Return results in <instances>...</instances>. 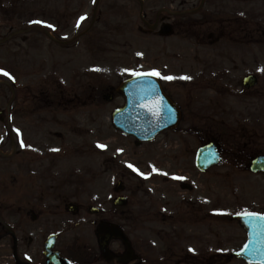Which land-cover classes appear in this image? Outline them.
Segmentation results:
<instances>
[{"label":"rangeland","instance_id":"rangeland-1","mask_svg":"<svg viewBox=\"0 0 264 264\" xmlns=\"http://www.w3.org/2000/svg\"><path fill=\"white\" fill-rule=\"evenodd\" d=\"M229 1L230 16L236 12V36L224 46L228 53L223 58L227 57L229 63L222 57L216 61V51L214 54L209 48H193L191 40L177 42L184 57L169 56L160 62L161 55H154L152 50L158 44L146 45L151 41L128 35L125 39L132 48L110 55H88L75 51L71 43L62 49L39 32L25 34L27 41L23 44L17 40L3 45L0 69L8 71L16 84L15 94L26 96L24 105L30 102L31 108L29 119L18 115L11 131L14 142L19 139L31 151L28 164L24 159L26 150L19 151L17 147L22 156L0 159L1 205L23 203L24 199L39 215L37 204H43L40 200L57 198L60 208L64 203L73 204L86 214L89 207H113L116 195L112 188L122 181L129 200L124 208L134 214L136 223L138 215L143 214L146 221L152 222L154 218L156 227L168 228L171 235L167 241L148 242L146 246L155 247V253L149 255L160 258L164 252L166 264H174L176 252L185 262L186 253L196 258L192 247L198 246V251L201 247L206 251L208 264H218L217 257L224 259L223 264H245L228 257L245 240L243 229L232 215L253 209L264 211V184L246 169L249 156L264 155V71H259L264 69V0ZM75 11L73 0H0V40L9 28L22 30L30 21L38 20L53 32L57 43L68 41ZM67 17L71 30L62 29L61 21ZM16 43L21 49L12 53L10 49ZM145 46L151 50L144 49ZM143 71L158 76L162 84L185 81L193 87L184 89L188 91L185 95V91L175 92V101L183 111L180 126L137 147L132 138L116 131L110 121L111 113L123 100L113 96L111 102L99 103L97 92L105 97L110 89ZM247 75L257 79V86L250 90L241 86ZM209 85L218 87L217 95L204 92ZM9 97L8 91L0 97V110L5 109ZM209 104L216 107L213 115L205 121L198 120L197 112L202 111L199 107ZM207 140L217 142L223 161L202 177L193 159L196 149ZM0 147L12 151L5 123H0ZM146 153L149 156L145 157ZM69 156L79 159L77 166L66 161L58 167L61 161L56 160ZM54 161L51 172H47ZM156 161L164 168L160 169ZM115 172L125 175L115 179ZM160 176H165L169 183L160 186L155 181ZM180 183L190 185L191 190H181ZM192 200L209 211L208 228L171 223L168 215L183 213ZM173 233L184 237L173 239ZM187 233H193L190 241L185 238ZM169 240L176 241L177 248H170Z\"/></svg>","mask_w":264,"mask_h":264},{"label":"flooded vegetation","instance_id":"flooded-vegetation-1","mask_svg":"<svg viewBox=\"0 0 264 264\" xmlns=\"http://www.w3.org/2000/svg\"><path fill=\"white\" fill-rule=\"evenodd\" d=\"M200 1L73 0L76 11L73 12V31L69 40L72 42L75 51H84L88 55L97 53L110 55L117 51L126 52L132 48L127 43V39L130 37L150 40L151 42L146 43V45H154L155 43L159 45L157 48L153 47L152 50L154 55H161L158 59L160 62L176 54L184 57V52L177 49L178 41L189 42L193 38L203 40L206 37L207 44L214 45L221 39L235 38L236 12L235 16H230L229 10L225 11L216 7L215 0H203V5L200 8ZM81 17H85V19L80 20ZM77 21H80L79 27H77ZM61 22L63 30H71V21L68 17ZM16 32L10 30L8 36L15 39ZM126 35H128L127 39H125ZM61 42L64 49V46L70 45L64 40ZM144 49L151 50L148 46H145ZM213 51H216L215 55L220 53L222 56L228 53L225 48H213ZM173 83L176 86H173ZM161 86L163 93L175 103L174 95H177L175 92L182 93L185 91L184 89L193 87L188 86L185 81L173 80L164 84L161 83ZM172 92L174 93L172 94ZM187 93L188 91H185L184 95ZM113 96H116L115 99H122L114 88L111 90V99L114 98ZM176 105L180 108L181 124L183 111L181 106L177 103ZM220 114L217 113L216 116ZM12 115L15 117V113ZM209 116L207 113L198 114V120L205 121ZM203 124L204 122L201 121L200 125ZM13 145L14 147H11L12 151L9 153H5L0 148V158L2 157L1 154H8L9 157L22 156L19 155L21 152L17 150L16 145ZM219 150L221 152L220 148ZM29 153L30 150L26 151L24 156L27 164ZM251 157L252 155L249 156V158ZM157 163H160L155 162L160 169L164 168L163 165L159 166ZM246 169H248V163ZM207 172L201 174L202 177L206 176ZM255 176H258L264 184L262 175ZM155 181L160 186L169 183L165 176H160ZM253 183L258 186L257 183ZM179 186L181 190L186 186L189 190L192 188L183 183H180ZM256 186H253L252 189L257 190ZM124 189L125 195L126 188L124 187ZM162 192L165 193L164 190ZM126 198L128 202V197L126 196ZM49 204L55 207L38 208L39 215H36L33 214L34 210L30 203L25 204L16 201L8 206L0 203V264H53V262L54 264H66L65 260L68 264H166V253L162 252L160 258L149 255L155 253V247L146 246L148 242L167 241L168 237H171L167 233L168 228L156 227L158 225L154 223L153 216V221L149 222L145 220L143 214H139L136 223L134 214L129 209L106 208L97 210L95 214H90L88 211L85 214L81 209L67 214L55 202ZM187 205V210H184L185 213L187 211L186 214L183 215V212L168 215L171 218V223L176 225L173 221H177L187 224L188 227L194 224V227L206 226L205 228H208L209 211H204L202 204L198 201L195 203L192 200ZM244 212L264 214V211L260 209ZM107 226L117 228L129 241L130 249L123 244L120 238L112 237L106 244L109 259L105 260L100 253L98 237L100 228L107 229ZM146 228L147 230H145ZM111 234L113 235L112 232ZM173 236V239L184 237L183 234L178 236L176 233H173ZM192 237L193 233H187L185 238L190 241ZM155 238L157 239L155 240ZM46 242L52 243L50 252L54 259L51 262H48L44 250ZM175 242L169 240L170 248H177L176 244L178 243ZM193 248L196 251V253L194 252L196 258L190 252L184 253L186 258L184 262L183 256L180 257L175 252L173 254L174 259H176L174 264H193L194 260L196 264H208L207 258H205L207 257L206 251L202 247L198 251V246ZM216 262L218 263L220 260L217 258Z\"/></svg>","mask_w":264,"mask_h":264},{"label":"water","instance_id":"water-1","mask_svg":"<svg viewBox=\"0 0 264 264\" xmlns=\"http://www.w3.org/2000/svg\"><path fill=\"white\" fill-rule=\"evenodd\" d=\"M242 83L244 87L251 88L256 85V79L248 76ZM117 91L124 97L125 105L112 114V123L122 133L138 141H149L158 133L177 126L179 112L162 95L156 79L152 76L146 74L135 76L123 82ZM219 161L215 143L211 142L197 150L195 165L200 171L217 165ZM250 171L264 174V157L253 159ZM119 200L122 201V199ZM238 220L246 231L247 241L239 252L234 253V256L247 263L264 264V220L250 221L246 215L238 217ZM101 232L99 245L105 260L109 259L106 244L110 238H120L129 248L127 240L117 231L111 229L108 232L106 230Z\"/></svg>","mask_w":264,"mask_h":264},{"label":"snow or ice","instance_id":"snow-or-ice-1","mask_svg":"<svg viewBox=\"0 0 264 264\" xmlns=\"http://www.w3.org/2000/svg\"><path fill=\"white\" fill-rule=\"evenodd\" d=\"M83 19H85V17H81L80 18V20H83ZM33 23L39 24V23H42V22L41 21H33ZM79 24H80V21H77V27H79ZM48 27H52V26L48 25ZM259 71H264V69H259ZM0 73H2L5 76H9V73L4 71L3 69H0ZM9 78H11V77L9 76ZM165 79H172V77H165ZM98 147H104V146L98 145ZM55 150L56 149H53V151H55ZM129 167H133V166L129 165ZM133 170H136V169H133ZM173 179H182V177H173ZM245 215L248 217V219L250 221H252V220H264V217H260L256 213H246ZM245 247H247V246H245Z\"/></svg>","mask_w":264,"mask_h":264}]
</instances>
